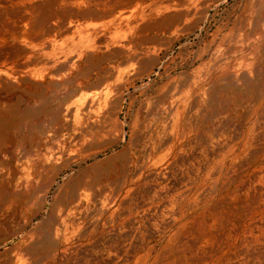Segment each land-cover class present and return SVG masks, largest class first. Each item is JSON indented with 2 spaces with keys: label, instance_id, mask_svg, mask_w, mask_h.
I'll use <instances>...</instances> for the list:
<instances>
[{
  "label": "rangeland",
  "instance_id": "374dc122",
  "mask_svg": "<svg viewBox=\"0 0 264 264\" xmlns=\"http://www.w3.org/2000/svg\"><path fill=\"white\" fill-rule=\"evenodd\" d=\"M55 1L38 0L19 7L8 17V23L17 30L0 32V50L13 51L20 62L41 56L45 62L50 59V65H59L65 59L61 52L72 42L62 33L50 37L46 34L67 7L61 0ZM133 2L129 14L138 6L139 15L130 20L122 39L130 44L123 50H115L119 45L111 43L107 48L86 51L76 68L68 65L60 75L51 71L41 79L27 74L12 87H0V219L16 213L2 232V237L12 238L8 246L29 235L43 221L40 234L53 225L54 210L60 208L65 194L85 169V165H77L79 157L72 164L67 153L77 147L78 140H86L84 129L90 124L99 123L104 129L91 150L107 148L106 156L120 152L127 144L126 137L129 140L139 131L141 109L158 90L169 82L183 84L203 78L207 63L242 43L256 42L264 78V0ZM24 15L31 16L30 24L29 19L22 20ZM95 17L83 21L103 22ZM132 55H136L135 60L123 63ZM0 68L5 69L3 64ZM85 68L90 73L78 81L79 93L55 95L52 79L72 71L76 76ZM43 87L48 97L42 100L39 96ZM256 90L248 91L247 96H255ZM100 92L104 97L98 100ZM84 95L98 103L89 108L82 100ZM222 95L232 101L235 97L233 93ZM123 122L128 130L125 138ZM238 132L243 134L244 128ZM253 136L254 171L243 168L242 157L237 162L241 165L236 163L237 181L232 193L209 201L184 231L172 237L171 250L165 245L173 231L164 234L157 230L151 217L145 220L150 229L127 233L123 255L86 243L72 255V264H264V172L260 167L264 163V120L256 124ZM105 166L114 167L110 163ZM95 179L106 187H116L120 182L115 173L102 169L96 171ZM180 226L176 224L175 231ZM47 247L49 242L41 252Z\"/></svg>",
  "mask_w": 264,
  "mask_h": 264
},
{
  "label": "bare ground",
  "instance_id": "6f19581e",
  "mask_svg": "<svg viewBox=\"0 0 264 264\" xmlns=\"http://www.w3.org/2000/svg\"><path fill=\"white\" fill-rule=\"evenodd\" d=\"M36 1L0 0V32L5 33L8 28L17 30V26L8 23V17L19 11V7ZM61 2L67 7L46 34L50 37L62 33L72 42L71 47L61 52L65 59L59 65H50L51 60L45 62L41 56H30L20 62L13 57V51L3 53L6 50H0V64L5 67L4 70L0 68V87H12L13 82L27 74L41 79L51 71L60 75L68 65L76 68L86 51L107 48L111 43L119 45L115 50H123L130 44L122 39L130 20L139 15L138 6L129 14L133 0ZM92 16L103 22L83 21ZM28 19L30 24L31 16L22 18ZM252 42L231 46L225 54L211 60L203 78L191 83L164 85L142 107L139 131L129 140L126 137L127 144L120 152L106 156L107 148L91 150L104 129L99 123L84 129L86 140H78L77 147L67 153L72 164L80 158L77 165H85L84 174L67 191L60 208L54 210L53 225L40 234L38 230L43 221L29 235L8 246L12 238L2 237V232L16 213L4 216L0 219V249L6 248L0 253V264H72V255L86 243L123 255L127 233L150 229L145 220L151 217L155 218L157 230L164 234L173 231L165 245V249L171 250L172 237L184 231L209 201L220 196L223 199L232 193L237 181L236 163L242 157L245 159L243 168L247 172L254 171L253 134L256 124L264 120V78L260 50L256 42ZM135 59L136 55L128 56L123 63ZM89 73L90 69L85 68L76 76L72 71L52 79L55 95L66 97L79 93L81 82L78 81ZM43 88L39 96L42 100L48 97L47 88ZM253 88L257 89L255 96H247ZM223 93H233L234 100L223 99ZM103 97L100 92L98 100ZM82 100L89 108L98 103L97 99L89 100L85 95ZM1 107L0 100V110ZM241 128H244L243 134L238 132ZM122 129L125 138L128 134L126 122L122 123ZM117 160L119 163H114ZM109 163L114 167L107 168L105 165ZM260 167L264 172V163ZM98 169L115 173L120 178L119 185H99L95 179ZM249 181L250 190L251 178ZM176 224H181L177 231ZM47 242L49 247L41 252Z\"/></svg>",
  "mask_w": 264,
  "mask_h": 264
}]
</instances>
